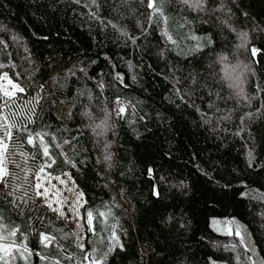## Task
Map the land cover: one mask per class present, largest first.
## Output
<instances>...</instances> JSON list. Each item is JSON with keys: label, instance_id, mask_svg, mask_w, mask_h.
I'll use <instances>...</instances> for the list:
<instances>
[{"label": "trees", "instance_id": "16d2710c", "mask_svg": "<svg viewBox=\"0 0 264 264\" xmlns=\"http://www.w3.org/2000/svg\"><path fill=\"white\" fill-rule=\"evenodd\" d=\"M152 3L0 0V77L25 86L0 97V264L232 262L214 219L264 260V0ZM39 168L80 189L84 246Z\"/></svg>", "mask_w": 264, "mask_h": 264}, {"label": "rangeland", "instance_id": "374dc122", "mask_svg": "<svg viewBox=\"0 0 264 264\" xmlns=\"http://www.w3.org/2000/svg\"><path fill=\"white\" fill-rule=\"evenodd\" d=\"M14 85H18L19 88L25 90L23 84L5 74L1 75L0 97L2 102H4L1 105L19 96L21 91L13 87ZM6 92L10 93V95H5ZM70 108L71 105L65 103L55 107L54 110L63 119L67 120ZM24 112L23 108L18 110V113ZM8 138L9 134L6 137H0V162H2L0 166L3 167V175L6 168L4 153L8 144ZM3 175H0V181ZM34 178L35 201L44 209L49 210L63 220L75 233V242L80 246H84L86 232L91 228L92 224L90 218L83 215L82 206L84 204V197L70 173L66 171L59 175H53L39 168ZM212 225L221 234L220 239L215 241L214 244L228 250L232 256L233 263L225 261L224 264H251L248 256H252V254L245 243L241 227L231 219H214ZM253 260L255 261L254 257ZM220 262V260H217L214 264H220Z\"/></svg>", "mask_w": 264, "mask_h": 264}, {"label": "snow or ice", "instance_id": "6c2138e0", "mask_svg": "<svg viewBox=\"0 0 264 264\" xmlns=\"http://www.w3.org/2000/svg\"><path fill=\"white\" fill-rule=\"evenodd\" d=\"M150 8H152L153 7V3H152V0H149V5H148ZM246 33L245 34H242V37H244V38H246ZM0 43H3L2 41H0ZM254 52L256 51L255 49L253 50ZM0 67H2V65H0ZM13 87H15V88H17L19 91H21V92H23L24 91V89L23 88H19V86L18 85H14ZM5 95H10V93H5ZM120 111L121 112H123L124 111V109L123 108H121L120 109ZM97 127H101V125H97ZM37 136H39V134H37ZM29 143H32V138L30 137L29 138V141H28ZM41 143H43V139H42V137H41ZM65 143H67V141H65ZM44 155L45 156H48L49 155V153H48V148H47V146L45 145L44 146ZM249 158H250V161H251V159H252V153L251 152H249ZM0 165H2V162H0ZM3 172H4V170H3V167L2 166H0V175H3ZM89 217H91V213H89ZM9 235L10 236H14L15 235V232H11V233H9ZM237 235H239V233H237ZM41 236H42V240L47 244V243H51V242H53V240H54V238H51V237H48V236H44L43 234H41ZM4 239H7V237H5V236H0V240H4ZM113 240H117V238H116V236H115V233H113ZM117 242H118V240H117ZM242 242H243V240H242ZM0 248H2V250L3 251H8V246L7 245H2V246H0ZM19 249H17V251H18ZM249 251H252V253H253V255L252 256H248V260L251 262V264H256V262L253 260V256L255 255V251L254 250H249ZM260 264H264V260H261L260 261Z\"/></svg>", "mask_w": 264, "mask_h": 264}]
</instances>
